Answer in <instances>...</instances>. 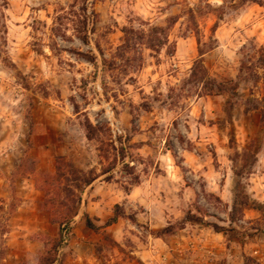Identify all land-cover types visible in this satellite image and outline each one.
Masks as SVG:
<instances>
[{
  "label": "rangeland",
  "instance_id": "rangeland-1",
  "mask_svg": "<svg viewBox=\"0 0 264 264\" xmlns=\"http://www.w3.org/2000/svg\"><path fill=\"white\" fill-rule=\"evenodd\" d=\"M263 52L264 0H0V264H264Z\"/></svg>",
  "mask_w": 264,
  "mask_h": 264
},
{
  "label": "trees",
  "instance_id": "trees-1",
  "mask_svg": "<svg viewBox=\"0 0 264 264\" xmlns=\"http://www.w3.org/2000/svg\"><path fill=\"white\" fill-rule=\"evenodd\" d=\"M261 63L264 69V52L261 55ZM202 76L201 80L205 81V87L208 90L209 95H214V94H228L230 89H233L234 91H237L238 87H233V88H228V86H223L222 84H218L216 80H212L209 78V72L206 69L204 65V60L201 58L199 61L196 62L194 69H193V75L192 77L194 78H199ZM261 126L264 128V108L261 110ZM86 184L89 185V182H86ZM262 209V208H258ZM115 216L110 219L107 223V226H112L118 223L120 217H121V212L119 206L116 207V212ZM66 222H63L60 226V233H59V238L58 240L53 242L52 247L47 251V255L44 260V264H55L56 263V254L58 253L59 249L65 242V233L66 229H64V225ZM86 225L88 229L97 232L100 231V228L95 226L92 223V220L89 216L86 217Z\"/></svg>",
  "mask_w": 264,
  "mask_h": 264
}]
</instances>
